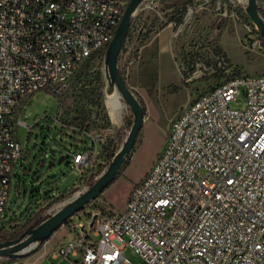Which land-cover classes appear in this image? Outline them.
Returning <instances> with one entry per match:
<instances>
[{
  "label": "built area",
  "instance_id": "2783aa9c",
  "mask_svg": "<svg viewBox=\"0 0 264 264\" xmlns=\"http://www.w3.org/2000/svg\"><path fill=\"white\" fill-rule=\"evenodd\" d=\"M129 1L0 0V235L15 216L5 208L26 154L18 130L29 127L18 113L34 93L62 96L82 65L104 60ZM256 4L264 22V0ZM246 5L190 0L176 35L204 12L214 18L209 30L237 27L248 19ZM255 33L253 53L260 38ZM209 60L198 58L186 80L211 77L216 83L182 105L124 209L91 202L93 226L92 213L71 217L63 227L73 237L54 247V259L130 264L122 255L129 248L143 264H264V74H236L224 54ZM241 94L244 108H231ZM83 134L87 141L71 159L78 181L95 167L104 144L101 135Z\"/></svg>",
  "mask_w": 264,
  "mask_h": 264
},
{
  "label": "rangeland",
  "instance_id": "374dc122",
  "mask_svg": "<svg viewBox=\"0 0 264 264\" xmlns=\"http://www.w3.org/2000/svg\"><path fill=\"white\" fill-rule=\"evenodd\" d=\"M189 2L190 0H145L132 18L119 53V73L134 96L144 103L145 114L124 169L99 196L118 211L124 209L134 185L149 172L160 154L170 123L178 115L182 105L187 100L194 99L207 86L216 83V79L211 77L186 80L185 71L200 64L198 58L207 57L210 63L209 59L213 55L224 54L239 73L249 76L264 74V39L260 36L257 53L249 51V39H255L254 33L257 32L249 18L238 23L237 27L230 24L226 30H209L207 23L214 18L208 12L198 13L191 24L182 26L176 35L183 23L178 22L183 14L182 7L188 6ZM160 35L166 37L172 59L169 56L158 59ZM155 72L158 80L151 96L147 94V88L153 83ZM105 89L104 61L100 57L88 62L87 70L72 82L70 89L62 96L57 97L43 90L26 100L17 118L29 130L19 129L18 136L21 143L25 144L26 154H29L27 159H23V163L25 167H31V175L21 177L19 195L16 186L11 189L5 214L13 213L17 217L22 215L29 202L28 197L23 196V191L27 188L30 190L37 187L41 193L47 191L52 196L41 206L43 212L40 217H50L80 191L88 188V179L78 181L79 176L72 169L71 163L73 154L87 139L83 133L101 135L108 151L115 153L133 123L132 112L122 99V113L119 117L114 115ZM244 106L245 98L242 94L230 105L235 109H242ZM77 117L82 121L80 125L73 122ZM62 157L63 160L58 163ZM41 160L43 164L38 167ZM36 172L39 179L32 182V174ZM90 213L92 216L96 215L87 206L78 216L85 219V215ZM63 226L44 245L25 258L15 262L0 257V264H24L43 257L59 243V239L63 242L72 239L73 234H69ZM46 246L49 247L47 251ZM122 255L130 264H143L140 257L129 248L124 249ZM45 259L50 264H76L78 260L73 257L54 259L52 252Z\"/></svg>",
  "mask_w": 264,
  "mask_h": 264
},
{
  "label": "water",
  "instance_id": "95a60500",
  "mask_svg": "<svg viewBox=\"0 0 264 264\" xmlns=\"http://www.w3.org/2000/svg\"><path fill=\"white\" fill-rule=\"evenodd\" d=\"M145 0H130L123 16L116 28L112 41L108 44L104 56V78L106 93L115 92L119 98L130 108L133 116L132 126L127 133L122 145L114 153L106 169L87 189L80 191L53 215L44 220L37 227H28L17 239L0 242V257L12 260L25 258L29 253L41 247L54 232L61 228L67 220L82 211L91 202L98 199L117 178L121 169L125 166L131 151L133 150L138 134L144 122L145 109L134 96L118 70V59L121 48L126 40L132 18L137 8ZM245 12L253 23L258 34L264 39V22L258 15L256 0H247ZM63 157L59 159L61 163ZM97 215H93L89 227L94 224Z\"/></svg>",
  "mask_w": 264,
  "mask_h": 264
},
{
  "label": "trees",
  "instance_id": "16d2710c",
  "mask_svg": "<svg viewBox=\"0 0 264 264\" xmlns=\"http://www.w3.org/2000/svg\"><path fill=\"white\" fill-rule=\"evenodd\" d=\"M186 11V6L182 7V13L180 18L178 19V22L181 23L182 21V17L184 15V12ZM257 35V33H254V36ZM254 39L251 38L249 39L250 42H252ZM93 59V58H91ZM88 60L84 65H82L75 73L74 76V80L80 78L83 73L87 70V64L89 61ZM236 74H238V71L236 72ZM157 80H158V75L155 72L154 73V78H153V83L151 85L148 86L147 88V94L148 95H153L155 92V85L157 84ZM72 81V82H73ZM142 107L145 109L144 107V103L137 98ZM73 122L75 124H79L82 122L81 120L78 119V117L76 119L73 120ZM29 154H26L25 159H27ZM114 155V152H109L108 148L105 144L101 145V150H100V154L98 157V161L95 165L94 168L90 169L87 174H86V178L88 179V185L90 186L93 182H94V177H96L100 172H102L104 170V168L107 167L108 163L110 162V160L112 159ZM43 164V161L41 160L38 163V167H41V165ZM124 167L121 169L123 170ZM31 175V167L27 166L25 167V165H23L22 167V175L18 176V183L16 185V192L19 195L20 191L18 190L20 187H22L21 185V177H29ZM32 179L34 182L35 180L39 179V177L37 176V172L32 174ZM23 196L24 198L28 197L29 202L27 203V205L25 206L22 215L16 218H11L8 221L4 222V224L9 228V231H7L6 233H2V235H0V238L2 241L5 240H15L17 239L28 227L32 226V227H37L38 225H40L44 220H46L48 217H40V215L42 214V210L40 209L41 206L43 204H45L49 198H51L52 196L48 195L47 191H44L43 193L40 192L39 188H31L30 190L27 188L23 191ZM98 201H102L101 198L98 197L97 199ZM96 200V201H97ZM38 210V213H36V211ZM69 220L66 221V223ZM65 223V224H66ZM55 233V232H54ZM53 236V235H52ZM47 242V241H46ZM45 242V243H46ZM19 259H15V261H17Z\"/></svg>",
  "mask_w": 264,
  "mask_h": 264
},
{
  "label": "crops",
  "instance_id": "0c3cea01",
  "mask_svg": "<svg viewBox=\"0 0 264 264\" xmlns=\"http://www.w3.org/2000/svg\"><path fill=\"white\" fill-rule=\"evenodd\" d=\"M161 36V37H160ZM159 37V50H158V59L159 58H161V57H163V56H169L171 59H172V57H173V55H172V53L170 52V48L168 47V41H167V39H166V37H162V35H160ZM86 141H87V139H86ZM85 141V142H86ZM85 142H83L82 143V145H81V147L83 146V144L85 143ZM80 147V148H81ZM26 157V154H25V156H24V158ZM17 216H13V217H8L7 218V220L6 221H8L9 219H11V218H16ZM4 226H5V228H8L5 224H4ZM9 229V228H8ZM60 240L62 241V239H59L58 240V242H60ZM45 244V243H44ZM43 244V245H44ZM58 244V243H57ZM57 244H55V246L57 245ZM54 246V247H55ZM54 247H52L51 248V250L46 254V255H44L43 257H41V258H34V259H32V260H30V261H28V262H26V263H24V264H50L48 261H47V259H45V257L46 256H48V254H50L52 251H53V249H54ZM49 247H45V249H46V251H47V249H48ZM17 261H19V260H17ZM16 262V261H15Z\"/></svg>",
  "mask_w": 264,
  "mask_h": 264
},
{
  "label": "bare ground",
  "instance_id": "6f19581e",
  "mask_svg": "<svg viewBox=\"0 0 264 264\" xmlns=\"http://www.w3.org/2000/svg\"><path fill=\"white\" fill-rule=\"evenodd\" d=\"M108 94V93H107ZM112 111L116 117H119L122 113V104L121 99L119 98L118 94L112 92L108 94Z\"/></svg>",
  "mask_w": 264,
  "mask_h": 264
}]
</instances>
